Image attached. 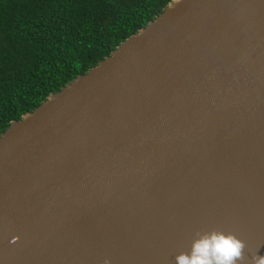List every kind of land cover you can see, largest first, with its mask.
Here are the masks:
<instances>
[{"label":"water","instance_id":"1","mask_svg":"<svg viewBox=\"0 0 264 264\" xmlns=\"http://www.w3.org/2000/svg\"><path fill=\"white\" fill-rule=\"evenodd\" d=\"M212 229L264 256V0H171L0 134V264H174Z\"/></svg>","mask_w":264,"mask_h":264},{"label":"trees","instance_id":"2","mask_svg":"<svg viewBox=\"0 0 264 264\" xmlns=\"http://www.w3.org/2000/svg\"><path fill=\"white\" fill-rule=\"evenodd\" d=\"M171 0H0V134Z\"/></svg>","mask_w":264,"mask_h":264},{"label":"clouds","instance_id":"3","mask_svg":"<svg viewBox=\"0 0 264 264\" xmlns=\"http://www.w3.org/2000/svg\"><path fill=\"white\" fill-rule=\"evenodd\" d=\"M244 250V242L231 232L196 231L188 250L177 254L174 264H264V256L254 253L246 257Z\"/></svg>","mask_w":264,"mask_h":264}]
</instances>
